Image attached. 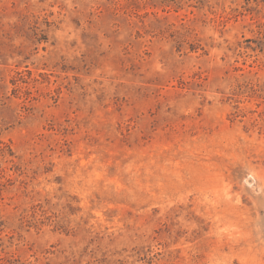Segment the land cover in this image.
Masks as SVG:
<instances>
[{"label": "rangeland", "instance_id": "obj_1", "mask_svg": "<svg viewBox=\"0 0 264 264\" xmlns=\"http://www.w3.org/2000/svg\"><path fill=\"white\" fill-rule=\"evenodd\" d=\"M0 264H264V0H0Z\"/></svg>", "mask_w": 264, "mask_h": 264}]
</instances>
